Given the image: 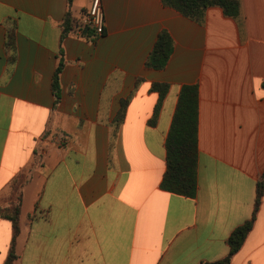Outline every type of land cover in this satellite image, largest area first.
Masks as SVG:
<instances>
[{
	"label": "crops",
	"instance_id": "1",
	"mask_svg": "<svg viewBox=\"0 0 264 264\" xmlns=\"http://www.w3.org/2000/svg\"><path fill=\"white\" fill-rule=\"evenodd\" d=\"M101 2L105 30L86 35L76 26L91 0H0V264L14 231L1 210L20 199L14 264L224 259L264 174V0H239L238 18L210 6L201 21L162 0ZM164 30L174 47L155 69L146 62ZM153 83L169 85L155 124ZM186 84L198 87L194 197L161 187ZM231 264H264V194Z\"/></svg>",
	"mask_w": 264,
	"mask_h": 264
},
{
	"label": "trees",
	"instance_id": "2",
	"mask_svg": "<svg viewBox=\"0 0 264 264\" xmlns=\"http://www.w3.org/2000/svg\"><path fill=\"white\" fill-rule=\"evenodd\" d=\"M69 3L72 0H68ZM164 4L176 8L186 16L196 20H202L206 9L210 6H221L225 13L238 18L240 16L239 0H162ZM73 21L67 16L63 23L64 33H68L73 27ZM15 26L8 33L6 47L10 52L11 60L15 58ZM90 29L85 28L84 34H88ZM173 40L167 31H162L147 59V66L162 69L168 63L172 51ZM64 67V58L61 57L55 70L52 82L54 102L57 106L62 97L61 73ZM152 89L158 91L159 100L155 106L154 115L150 123L155 124L158 117L163 99L168 92L167 83H153ZM127 101L122 103V108L116 118L117 124H120L125 115ZM198 87L195 84H186L182 87L176 112L174 114L171 129L169 131L167 148V167L161 181V187L165 190L194 197L198 188ZM264 194V174L258 182L257 194L254 210L250 219L236 227L229 237L230 249L224 259L215 262H203L201 264H231L232 257L242 247L248 233L251 231L256 220L257 212ZM20 206L21 199L13 207L7 208V211L1 210L2 215L8 217L13 224V238L11 247L4 264H14L17 257L16 239L20 231Z\"/></svg>",
	"mask_w": 264,
	"mask_h": 264
},
{
	"label": "built area",
	"instance_id": "3",
	"mask_svg": "<svg viewBox=\"0 0 264 264\" xmlns=\"http://www.w3.org/2000/svg\"><path fill=\"white\" fill-rule=\"evenodd\" d=\"M79 32L85 28L92 30L96 35L105 30V13L101 0H91L90 7L81 15L76 26Z\"/></svg>",
	"mask_w": 264,
	"mask_h": 264
}]
</instances>
